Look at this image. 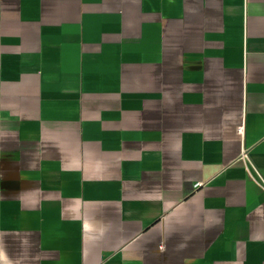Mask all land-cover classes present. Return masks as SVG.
I'll list each match as a JSON object with an SVG mask.
<instances>
[{
  "label": "crops",
  "instance_id": "crops-1",
  "mask_svg": "<svg viewBox=\"0 0 264 264\" xmlns=\"http://www.w3.org/2000/svg\"><path fill=\"white\" fill-rule=\"evenodd\" d=\"M0 264H264V0H0Z\"/></svg>",
  "mask_w": 264,
  "mask_h": 264
},
{
  "label": "built area",
  "instance_id": "built-area-1",
  "mask_svg": "<svg viewBox=\"0 0 264 264\" xmlns=\"http://www.w3.org/2000/svg\"><path fill=\"white\" fill-rule=\"evenodd\" d=\"M237 130H238L239 133H242V131H243V126H242V125H239V126L237 127ZM240 156H242V157L245 156V151H244V149H242V153H241ZM199 184H201L200 181H197V182L194 184V186H197V185H199Z\"/></svg>",
  "mask_w": 264,
  "mask_h": 264
}]
</instances>
